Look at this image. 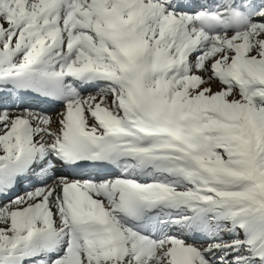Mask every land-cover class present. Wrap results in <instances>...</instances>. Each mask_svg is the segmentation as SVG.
<instances>
[{
  "label": "snow or ice",
  "instance_id": "obj_1",
  "mask_svg": "<svg viewBox=\"0 0 264 264\" xmlns=\"http://www.w3.org/2000/svg\"><path fill=\"white\" fill-rule=\"evenodd\" d=\"M27 94L64 110L0 107V264H264V0H0Z\"/></svg>",
  "mask_w": 264,
  "mask_h": 264
},
{
  "label": "bare ground",
  "instance_id": "obj_2",
  "mask_svg": "<svg viewBox=\"0 0 264 264\" xmlns=\"http://www.w3.org/2000/svg\"><path fill=\"white\" fill-rule=\"evenodd\" d=\"M196 1H200V0H195ZM213 90H217L218 89V86L215 85V84H212L210 85ZM38 96H36L35 94H33V98L32 99H24L22 96L21 97H17L16 95H12L11 97H9L8 99L6 100H2L0 99V106L3 107L4 104H7L8 107L11 109V110H16L17 107H20V105H25L26 107H29V108H35L33 110H36V111H39L38 107H41L42 109L45 108V105H43V102L41 101H37ZM48 108H49V104L47 105ZM52 108L50 107V110ZM43 113H46L47 115L49 114V116H51L53 119H57L58 118V114L63 112V110L59 109L58 111H53L52 113H48L47 111H42ZM55 127V126H54ZM0 155H2V152H0ZM66 175H69V173H65ZM43 182V179L42 177H38L36 175H32L31 177H29L28 179H23L20 181V183L18 184V186L16 187V189L14 191H12L9 195V199L13 198L12 194H15L16 192L18 191H23V190H29L32 186L34 185H39ZM49 183V186L51 185V181L48 182ZM23 193V192H22ZM21 193V194H22ZM19 194V195H21ZM5 199L3 197H0V204H3L5 203Z\"/></svg>",
  "mask_w": 264,
  "mask_h": 264
},
{
  "label": "rangeland",
  "instance_id": "obj_3",
  "mask_svg": "<svg viewBox=\"0 0 264 264\" xmlns=\"http://www.w3.org/2000/svg\"><path fill=\"white\" fill-rule=\"evenodd\" d=\"M62 107H63V106H62ZM62 107H61V110H64V109H62ZM51 111L53 112V111H54V109L52 108V109H51ZM52 112H51V113H52ZM48 115H49V114H48Z\"/></svg>",
  "mask_w": 264,
  "mask_h": 264
}]
</instances>
